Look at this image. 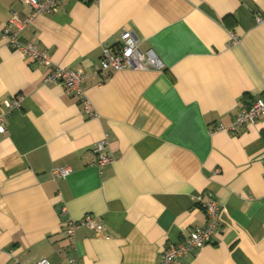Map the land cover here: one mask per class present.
I'll use <instances>...</instances> for the list:
<instances>
[{
    "label": "crops",
    "instance_id": "1",
    "mask_svg": "<svg viewBox=\"0 0 264 264\" xmlns=\"http://www.w3.org/2000/svg\"><path fill=\"white\" fill-rule=\"evenodd\" d=\"M13 13L31 8L0 0V264H158L204 226L210 199L220 204L210 243L177 264H264V121L219 129L264 92V0H65L34 16L18 38L83 72L94 118L6 44ZM123 30L160 70L94 72ZM103 138L114 162L100 168ZM86 216L104 229L71 241L64 223Z\"/></svg>",
    "mask_w": 264,
    "mask_h": 264
},
{
    "label": "built area",
    "instance_id": "2",
    "mask_svg": "<svg viewBox=\"0 0 264 264\" xmlns=\"http://www.w3.org/2000/svg\"><path fill=\"white\" fill-rule=\"evenodd\" d=\"M65 0H21V2L31 8V15L20 17L18 14H11L6 28L2 31V37L6 44L14 51L26 56L34 63L42 67H48L49 72L43 79V83L59 85L66 92L72 94L80 103L82 111L90 118L97 116L92 105L87 99L84 91V82L86 76L79 70H70L55 66L51 63L49 54L33 43L22 42L18 38V31L24 29L34 16L41 14H52L57 12ZM256 22L261 23L264 17L257 15ZM121 43L115 48H103L99 63L94 67L95 73L109 75L112 72L120 70L143 71L148 69L160 70L162 64L156 55L151 51H142L140 42L136 35L130 30H123L120 35ZM232 45L239 43L237 36L230 34ZM7 107H18L19 100L6 103ZM264 121V92L257 97L246 109L237 113L228 127H220V130L233 133L243 126L255 121ZM5 125L3 119H0V133H4ZM96 155V166L103 167L114 162V158L108 153V143L106 138L99 140L93 148ZM68 174L66 169H55L52 171L54 178H64ZM203 210L206 216L204 226L193 230L182 242L168 245L159 255L158 264H177L179 258L184 257L193 251L210 243L216 227L219 222L220 204L210 199L203 204ZM64 211V208L62 209ZM66 236L73 241L75 232L82 227L93 228L98 231L104 229V226L98 223L91 216H86L80 220H67L65 223ZM15 264H20L17 259ZM36 264H49L46 259L40 260ZM69 264H75L71 259Z\"/></svg>",
    "mask_w": 264,
    "mask_h": 264
},
{
    "label": "trees",
    "instance_id": "3",
    "mask_svg": "<svg viewBox=\"0 0 264 264\" xmlns=\"http://www.w3.org/2000/svg\"><path fill=\"white\" fill-rule=\"evenodd\" d=\"M85 2H87V3H90V2H92L93 0H84Z\"/></svg>",
    "mask_w": 264,
    "mask_h": 264
}]
</instances>
